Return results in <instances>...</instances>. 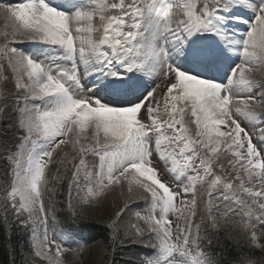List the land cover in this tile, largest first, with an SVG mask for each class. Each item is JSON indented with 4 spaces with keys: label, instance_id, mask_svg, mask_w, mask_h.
Listing matches in <instances>:
<instances>
[{
    "label": "snow or ice",
    "instance_id": "snow-or-ice-1",
    "mask_svg": "<svg viewBox=\"0 0 264 264\" xmlns=\"http://www.w3.org/2000/svg\"><path fill=\"white\" fill-rule=\"evenodd\" d=\"M0 12L9 255L23 230L32 264H69L66 252L87 264L58 209L77 221L118 195L106 228L140 246L130 264H264V0H10ZM226 61L223 79L206 74ZM229 228L244 244L229 245Z\"/></svg>",
    "mask_w": 264,
    "mask_h": 264
},
{
    "label": "trees",
    "instance_id": "trees-1",
    "mask_svg": "<svg viewBox=\"0 0 264 264\" xmlns=\"http://www.w3.org/2000/svg\"><path fill=\"white\" fill-rule=\"evenodd\" d=\"M84 226L88 231H90L92 235V237L89 239V242H91V244H89V247L97 246L101 251L99 264H130V261L128 260L130 259L128 256V254H130V249L127 250L126 246H122V237L113 240L111 237V233L106 228V226L97 224L94 221L84 223ZM12 236L13 244L16 246L15 257L8 254L9 249L4 247L3 233L2 231H0V264H11V261L13 259H15V264H24L25 259H27L28 264H31L32 256L27 234L23 230H14ZM233 238V240L228 242L229 245L235 243V240L238 237L234 236ZM240 242L241 244H244V241L241 239ZM139 251L140 248L135 247V252L138 253ZM104 254H109L111 259L104 262Z\"/></svg>",
    "mask_w": 264,
    "mask_h": 264
},
{
    "label": "rangeland",
    "instance_id": "rangeland-1",
    "mask_svg": "<svg viewBox=\"0 0 264 264\" xmlns=\"http://www.w3.org/2000/svg\"><path fill=\"white\" fill-rule=\"evenodd\" d=\"M0 3H6V2L5 1H0ZM237 15H239V14H237ZM5 24H6V21H5V18H4V14L2 12H0V31H3L5 29ZM240 25L246 26L244 24H240ZM19 47H21L25 51H33L34 50V46H32V45H20ZM162 108H163V101H162V98H161L160 112H161ZM163 118H166V117H163ZM164 179L168 180V178L166 176L164 177ZM120 203H121V201H120L118 195L113 196L111 201L104 200L99 207L93 209L91 211V214L88 217L95 218L98 221H104L107 224L109 218L114 214V212L116 211V209L120 205ZM174 220H175V218H173V221ZM253 223H256L257 226H256L255 230L257 231L258 234H260L261 231H262V226H260L258 224V222H256V221H254ZM226 232L230 233L232 235V237L235 236L234 231H232L231 228L226 229ZM120 237L124 238V245H130L128 247H131L132 242L129 243L130 240H129L128 237L124 236L123 233L120 234ZM237 239L243 240L241 237H238ZM125 242H128V243H125ZM100 253H101V251H100V249L97 246L90 247L88 253L85 254V259L87 260V264H99V260L101 258ZM65 259L67 261H69V262L70 261L71 262L76 261V264H79V261L73 255L72 252L70 254L66 255ZM71 262L69 264H71ZM31 264H32V262H31ZM35 264H44V262L40 261L37 258L36 261H35Z\"/></svg>",
    "mask_w": 264,
    "mask_h": 264
},
{
    "label": "bare ground",
    "instance_id": "bare-ground-1",
    "mask_svg": "<svg viewBox=\"0 0 264 264\" xmlns=\"http://www.w3.org/2000/svg\"><path fill=\"white\" fill-rule=\"evenodd\" d=\"M4 1H5V0H4ZM6 1H9V2H10V0H6ZM12 2H14V0H12ZM6 3H8V2H6ZM239 15H245V16H247L248 13H246V12L240 10V11H239ZM236 59H238V58H235V60H236ZM225 75H226V73H224V75H222L221 79H223V78L225 77ZM126 97H128V96H126Z\"/></svg>",
    "mask_w": 264,
    "mask_h": 264
}]
</instances>
